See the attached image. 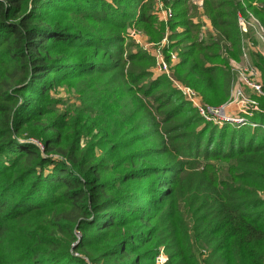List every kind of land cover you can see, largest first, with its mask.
Returning a JSON list of instances; mask_svg holds the SVG:
<instances>
[{"label": "trees", "instance_id": "obj_1", "mask_svg": "<svg viewBox=\"0 0 264 264\" xmlns=\"http://www.w3.org/2000/svg\"><path fill=\"white\" fill-rule=\"evenodd\" d=\"M156 1L0 0V264H264V98L254 128L201 125L128 31L167 37L174 75L220 106L239 12L264 24V3L205 0L199 40L189 0H163L168 21Z\"/></svg>", "mask_w": 264, "mask_h": 264}, {"label": "built area", "instance_id": "obj_2", "mask_svg": "<svg viewBox=\"0 0 264 264\" xmlns=\"http://www.w3.org/2000/svg\"><path fill=\"white\" fill-rule=\"evenodd\" d=\"M194 4L200 12L203 11L205 0H189ZM156 13L158 17L163 21H168L174 15L173 8L166 5L163 0H157ZM208 16L204 13L201 15L202 28L199 34V40H203L208 32L207 19ZM238 21L240 29L243 33L242 36V60L240 63L234 64V76L232 79V90L229 101L224 106H211L206 104L199 93L184 83H182L173 72V66L180 61L178 51L170 53V59H168L164 52V47L167 44V37L162 42L158 43L156 49L153 51L156 57L157 66L156 69L159 73L166 75L173 86L178 89L184 96V99L188 101L199 113V115L207 122L214 124H222L225 122L238 123L239 125H246L247 119L252 118L254 114L260 112V105L257 99L264 98V81L262 72L258 66L254 64L251 59L250 50H258L264 53L260 43L264 44V24L251 10L246 11V14L240 13L238 15ZM253 30L257 35L258 46L247 35ZM130 36L137 42L142 43L140 34L137 32H130ZM148 47V44H144ZM246 89L256 96L257 99L250 98L247 95ZM238 112L230 114L229 110L237 109ZM232 111V110H231ZM249 125V124H248ZM253 126V125H252ZM167 257H164L162 253L157 258L158 264H165Z\"/></svg>", "mask_w": 264, "mask_h": 264}, {"label": "rangeland", "instance_id": "obj_3", "mask_svg": "<svg viewBox=\"0 0 264 264\" xmlns=\"http://www.w3.org/2000/svg\"><path fill=\"white\" fill-rule=\"evenodd\" d=\"M250 1H252V0H250ZM190 4H191V6H192V9H195V10H197L198 11V9H197V7L194 5V4H192L191 2H189ZM257 3H264V0H256V2L254 3V4H257ZM156 5H157V1H156ZM156 5H155V7H154V9H153V13L154 14H156L157 15V13H156ZM189 6V5H188ZM130 11H134L135 13H137V15H139V13H140V11L139 10H137V9H132V10H130ZM191 12H193V11H191ZM199 12V11H198ZM257 16V15H256ZM258 17V16H257ZM137 19H138V17H137ZM139 25H143V24H136V25H131V26H129L128 28V31H129V35H130V32H137V33H139L140 34V39H141V41H142V43L143 44H141V43H137L136 41V43L138 44V46L140 47V48H142V49H144V50H146L151 56H153L154 58H155V66L152 68V72L154 73V76H158V75H164V74H162V73H159L158 71H157V69H156V66H157V62H156V57L154 56V54H153V51L156 49V47H158L157 46V44L159 43V42H156V41H152L150 38H149V36L147 35V31L142 27V26H139ZM249 38H251V36L248 34L247 35ZM131 38L130 39H132V36H130ZM252 39V38H251ZM133 40V39H132ZM162 41H163V39H162ZM161 41V42H162ZM144 44H148L149 46L148 47H145V45ZM161 44V43H160ZM256 44H257V46H258V43L256 42ZM159 45V44H158ZM260 46H261V48H262V50H264V44L263 43H260ZM166 55V54H165ZM168 83V82H167ZM170 85V84H169ZM172 88L174 87L173 85H172V83H171V85H170ZM231 90H232V82H231V88H230V95H229V99H230V96H231ZM246 92H247V95L248 96H250V98H254V99H257L256 98V96H254L252 93H251V91L250 90H248V89H246ZM53 95H54V98H59V99H62L63 100V102H65V103H67V105H60V107L61 108H65L66 106H68L69 104H71V103H74L75 102V100L73 99L74 98V93L73 92H70L69 90H68V88L67 87H65V86H61V87H58L57 89H54L53 90ZM229 99L227 100V102L229 101ZM179 100V101H178ZM258 101H259V105H260V99H257ZM173 102L175 103V102H178V103H181V101H180V99L179 98H177V99H173ZM226 102V103H227ZM225 103V104H226ZM225 104H221L220 106H224ZM193 107V106H192ZM191 108V107H190ZM189 108V109H190ZM194 108V107H193ZM195 109V108H194ZM196 110V109H195ZM232 110V111H231ZM231 110H229V113L232 115V114H237L238 112H236V111H238V108L237 109H231ZM260 110H261V105H260ZM196 113H198V111L196 110ZM197 115V114H196ZM195 115V116H196ZM255 115V114H254ZM187 117V115H186V113L184 112V113H182L181 115H180V118L181 119H183V118H186ZM197 119H200L201 121H200V123L199 124H201V125H206V124H210L211 125V127L213 126V124L214 123H210V122H207L206 120H204L200 115H199V113H198V115H197ZM247 124L246 125H239L238 123H231V122H225V123H222V124H214L215 126H218V128L220 129V130H222L223 128H225V129H223L224 131L225 130H227V128H229L228 129V133L229 134H231L233 131H234V129L236 130V129H241L242 127L244 128H254V127H256L257 125H256V123H255V121L250 117L249 119H247V122H246ZM249 124V125H248ZM253 125V126H252ZM259 126V125H258ZM261 133H259L258 135H260ZM215 146H216V144H214L213 145V147L211 148V151H213L214 150V148H215ZM228 148V138H227V140H226V143H225V148L224 149H227ZM202 149H204V140H203V142H202ZM202 157V156H201ZM208 160V159H207ZM209 160H212V158H210ZM210 162H213V161H210ZM220 165H224L225 166V164L227 163V162H225L223 159H220ZM164 257L166 258L167 256L164 254Z\"/></svg>", "mask_w": 264, "mask_h": 264}, {"label": "crops", "instance_id": "obj_4", "mask_svg": "<svg viewBox=\"0 0 264 264\" xmlns=\"http://www.w3.org/2000/svg\"><path fill=\"white\" fill-rule=\"evenodd\" d=\"M198 11H199V10H198ZM198 13H199L198 16L195 17V21H200V20H201V15H202L203 12H200V11H199ZM206 20H207V24H208V27H209V28H208V31H209V30H212V25H211V21H210V19L207 18Z\"/></svg>", "mask_w": 264, "mask_h": 264}]
</instances>
